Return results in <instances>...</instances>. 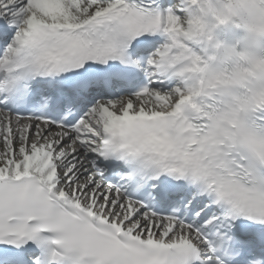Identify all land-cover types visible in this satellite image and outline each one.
<instances>
[{
	"label": "snow or ice",
	"instance_id": "snow-or-ice-1",
	"mask_svg": "<svg viewBox=\"0 0 264 264\" xmlns=\"http://www.w3.org/2000/svg\"><path fill=\"white\" fill-rule=\"evenodd\" d=\"M197 3L264 26L0 0V264H264V60H211Z\"/></svg>",
	"mask_w": 264,
	"mask_h": 264
},
{
	"label": "clouds",
	"instance_id": "clouds-1",
	"mask_svg": "<svg viewBox=\"0 0 264 264\" xmlns=\"http://www.w3.org/2000/svg\"><path fill=\"white\" fill-rule=\"evenodd\" d=\"M201 7V3L194 7L190 4L189 14L193 19L202 20L204 27L211 33L212 38L206 45L211 60L218 64L264 60V26L252 24L243 16L236 24L232 17L237 13L223 5V11L212 13L201 11ZM224 30L231 33L227 44L225 40L216 39L218 31Z\"/></svg>",
	"mask_w": 264,
	"mask_h": 264
}]
</instances>
